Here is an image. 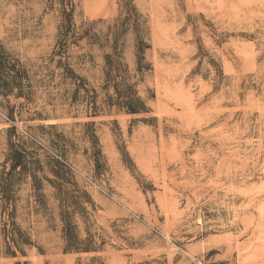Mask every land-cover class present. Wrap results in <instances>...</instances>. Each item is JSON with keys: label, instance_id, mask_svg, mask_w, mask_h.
<instances>
[{"label": "rangeland", "instance_id": "374dc122", "mask_svg": "<svg viewBox=\"0 0 264 264\" xmlns=\"http://www.w3.org/2000/svg\"><path fill=\"white\" fill-rule=\"evenodd\" d=\"M0 43V264H264V0H0Z\"/></svg>", "mask_w": 264, "mask_h": 264}, {"label": "trees", "instance_id": "16d2710c", "mask_svg": "<svg viewBox=\"0 0 264 264\" xmlns=\"http://www.w3.org/2000/svg\"><path fill=\"white\" fill-rule=\"evenodd\" d=\"M70 26V25H69ZM27 79V70L24 65L16 58H13L9 53L6 52L3 45L0 43V91L3 95L11 94L12 92H16L15 96L19 97L23 95V81ZM127 111L130 113L138 112V109L135 107H131L128 105ZM21 153L18 151H12V154L9 157L11 161V165L8 172L5 174L9 177L11 176L17 168L18 175L25 176L26 169L22 166L21 163ZM3 173V172H2ZM13 184L11 181L4 182L0 185L1 198L4 201V204L12 203V187ZM34 189L39 187H33ZM13 213V210L11 211ZM10 215V214H9ZM62 228V233L64 239L67 243V246L64 248V251H94L95 249L91 247L90 242L83 240L79 246L74 245L76 240V236L74 235V231L72 227H70L69 223H65ZM0 238L3 241V249L0 251L1 255L4 256H16V251L23 255L22 246L30 245L29 237L19 230L10 231L4 226L0 229Z\"/></svg>", "mask_w": 264, "mask_h": 264}]
</instances>
